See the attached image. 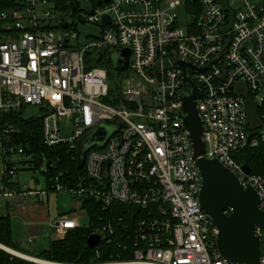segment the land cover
<instances>
[{
	"label": "built area",
	"instance_id": "1",
	"mask_svg": "<svg viewBox=\"0 0 264 264\" xmlns=\"http://www.w3.org/2000/svg\"><path fill=\"white\" fill-rule=\"evenodd\" d=\"M15 1L0 12L3 177L34 165L37 155L18 143L21 127L4 117L24 105L45 111L42 142L65 145L77 158L88 135L104 128L105 140L88 145L76 182L45 190L68 192L81 205L94 201L105 212L115 204L133 207V257L101 264H230L199 202L201 174L180 118L181 95L191 93L192 85L177 62L193 65L187 75L200 89L195 103L204 127L202 156L218 159L244 187H254L264 211V175L247 173L237 158L264 145V0H199L201 17L189 24L186 15L184 26L174 12L181 0H93L92 10H80L75 19L99 27L100 34L89 35L84 44L80 32L61 27L66 21L55 0ZM109 48L131 49L130 78L119 77L116 92L108 67L87 60L95 52L94 64L101 54L103 62ZM41 162V171H49L48 161ZM27 190L2 181L0 201ZM51 225L60 238L81 226L68 214ZM113 232L108 223L93 233L104 240ZM254 233L264 264V230L257 226Z\"/></svg>",
	"mask_w": 264,
	"mask_h": 264
},
{
	"label": "trees",
	"instance_id": "2",
	"mask_svg": "<svg viewBox=\"0 0 264 264\" xmlns=\"http://www.w3.org/2000/svg\"><path fill=\"white\" fill-rule=\"evenodd\" d=\"M185 10L189 24L196 23L202 15V7L199 0H184ZM15 0H0V12L8 9L15 4ZM56 7L60 11H75L78 15L80 8L77 7L75 0H55ZM2 23L0 22V43L4 41L1 35L3 32ZM71 27H74L71 24ZM90 58L87 57V60ZM109 69L110 83L112 91L116 92L118 88V77L122 71ZM114 86H117L115 89ZM34 107L24 105L19 112L5 115V119L14 120L22 129L17 138L26 151H35L33 169L41 170L42 160L52 161V168L49 171H41L46 176L47 188L61 184H74L79 171V158L75 157L68 147L59 145L48 147L44 144L42 134V116H35L30 113ZM238 160L247 163L254 174L264 175V145L248 148L237 155ZM32 161V162H33ZM31 167V166H28ZM61 172L62 174H60ZM58 176V180L56 179ZM13 177H4L3 182L10 187H15L21 191L16 183L12 182ZM85 211L90 224L89 226H80L76 229L69 230L64 237L52 239L49 246L40 255L31 256L63 264H101L112 261L129 260L133 257L134 241L132 239V227L135 217L131 213L133 207L115 204L112 212H105L102 207L94 201H84L81 205ZM0 215V244L15 251H20L19 246L14 242L12 237V221L9 215ZM111 224L113 234L104 239L95 247L90 248L87 245V238L94 232L99 224ZM0 264H38L0 247Z\"/></svg>",
	"mask_w": 264,
	"mask_h": 264
},
{
	"label": "water",
	"instance_id": "3",
	"mask_svg": "<svg viewBox=\"0 0 264 264\" xmlns=\"http://www.w3.org/2000/svg\"><path fill=\"white\" fill-rule=\"evenodd\" d=\"M75 3L80 10H85L80 4V0H75ZM91 10L92 6L87 9V11ZM104 20L110 23L108 15H104ZM79 25H85V23L78 17L73 28L78 31ZM61 27H68V23L63 22ZM99 34L100 31L97 34L87 32L85 38L87 39L89 35ZM86 39L81 44H84ZM130 57L131 49H121L115 61V69L117 71H128L130 69ZM103 58L104 55L101 54L96 62H102ZM177 64L184 70L185 83L192 85L191 93H182L181 95L183 106L180 118L190 133L192 150L197 158L196 164L201 174L200 205L218 229V250L226 262L230 264H259L261 240L254 232L257 226L262 227L264 230V211L259 207L260 196L254 187H244L239 177L221 161L202 156L206 150L203 139L204 127L195 103V99L200 95V89L187 75L188 67L193 68V65L182 60L178 61ZM183 113H186V115ZM106 135L107 130L98 128L83 141V149L78 153L79 168L83 165L84 154L88 145L92 142H103ZM52 163V161L47 162L48 169L52 168ZM243 168L247 173L252 171L247 163L243 165ZM227 210H230V213H226ZM101 241L102 236L100 234L92 233L87 238V245L90 248H95ZM0 247L20 256L2 244H0Z\"/></svg>",
	"mask_w": 264,
	"mask_h": 264
},
{
	"label": "rangeland",
	"instance_id": "4",
	"mask_svg": "<svg viewBox=\"0 0 264 264\" xmlns=\"http://www.w3.org/2000/svg\"><path fill=\"white\" fill-rule=\"evenodd\" d=\"M80 1L82 3V7H84L83 9L87 10L91 8L90 0ZM174 12L177 13L181 22L180 24L184 26L186 22L184 0H181V4L174 9ZM60 14L61 18H63L64 21H68L70 20L72 13L70 11H60ZM71 24L73 25L72 21ZM71 24L66 28L72 29L73 27H71ZM78 32H80V43H82L86 39L85 34L87 32L97 34L99 32V27L92 24L79 25ZM75 42L78 43L77 41ZM118 53V51L113 50L112 48L107 49L105 54L107 55L106 60L97 64H94L95 52H93V54H90L88 57L90 58L89 61H91L92 66L103 65V67L107 66L108 68L110 67V69L113 70L115 69V61L117 59ZM120 77L130 78V72L122 71ZM30 113L35 116H43L45 111L40 106H37L33 108ZM103 126H105V124ZM13 180L18 183V186L21 190L32 189L39 192H44L41 193L40 197L43 198L44 204L48 207V209H50L51 219L53 220L51 223H53L54 220L59 217V212H69L68 215L75 217L79 221L80 225L89 226L90 221L85 211H83V209L78 205V202L70 195V193L64 191L53 193L45 192V190H47L46 176L45 174H43V172H41V170L33 169V165H31V167H21V170H19L18 173L13 177ZM39 227L41 228L37 232L38 241L36 244V255H40L44 250H46L49 246V241L57 237L56 228L54 226L51 227L48 222L42 223ZM24 234L25 231L20 233L19 238H23V236L25 237Z\"/></svg>",
	"mask_w": 264,
	"mask_h": 264
},
{
	"label": "crops",
	"instance_id": "5",
	"mask_svg": "<svg viewBox=\"0 0 264 264\" xmlns=\"http://www.w3.org/2000/svg\"><path fill=\"white\" fill-rule=\"evenodd\" d=\"M3 176V159L0 156V185L3 181ZM12 182L18 185V183L13 179ZM29 190L30 189H28L26 193H20L16 196L10 198L6 197L2 199V201H0V215L7 214L8 208H11L9 210V215L11 216L12 221V237L14 242L18 244L20 249V251H13L24 258H35L30 254L36 255V244L38 241L37 232L41 228L39 226H41L42 223L48 222L50 226L53 227L51 225V222L53 220L51 219L50 209H48V207L44 204L43 198L40 196L31 195ZM78 205L81 207V204L79 202ZM59 213V217L69 214V212ZM24 231L25 237L23 236V238H19L20 233ZM31 236H36L33 242L28 241V238ZM56 238H60L58 234L54 239Z\"/></svg>",
	"mask_w": 264,
	"mask_h": 264
},
{
	"label": "flooded vegetation",
	"instance_id": "6",
	"mask_svg": "<svg viewBox=\"0 0 264 264\" xmlns=\"http://www.w3.org/2000/svg\"><path fill=\"white\" fill-rule=\"evenodd\" d=\"M80 4H82L81 1H80ZM90 4H91V6H93V0H90ZM81 6H82V5H81ZM77 7H78V6H77ZM71 13H72V14H71L70 20L66 21V22L68 23V26H70L71 21L74 23V22H75V19H76V17H77L75 11H72ZM86 24H87V23H85V25H86Z\"/></svg>",
	"mask_w": 264,
	"mask_h": 264
}]
</instances>
